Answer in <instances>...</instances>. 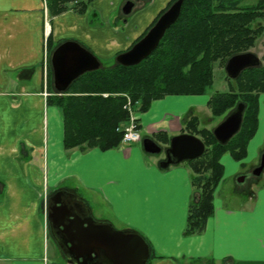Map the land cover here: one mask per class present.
Wrapping results in <instances>:
<instances>
[{
    "label": "crops",
    "instance_id": "0c3cea01",
    "mask_svg": "<svg viewBox=\"0 0 264 264\" xmlns=\"http://www.w3.org/2000/svg\"><path fill=\"white\" fill-rule=\"evenodd\" d=\"M106 1L105 8L93 2L84 14L68 11L52 17L47 33L49 19L42 0H0V264H62L47 253L41 211L54 187L80 196L92 215L95 208L102 210L100 199L110 217L93 216L139 232L161 256L150 264H208L205 259L215 264H264L262 176L250 188L242 184L247 196L232 207L218 199L217 186L214 211L203 232L183 236L192 191L185 162L161 168L164 154L146 153L141 142H121L106 150L64 149L61 111L46 102L50 93L44 39L49 33L52 41L66 37L98 57L111 58L130 46L162 5L137 11L142 14L137 21H127L124 14L113 21L109 7L115 3ZM122 23L126 29L120 31ZM127 29L129 33L122 34ZM189 96L166 95L138 113L142 137L165 146L168 143L155 135L166 132L170 138L182 133L187 111L199 124L200 115H211L207 97L194 102ZM257 118L246 156L234 160L228 152L221 155V181L250 172L258 162L264 145V92L259 94ZM194 259L199 261L191 263Z\"/></svg>",
    "mask_w": 264,
    "mask_h": 264
},
{
    "label": "trees",
    "instance_id": "16d2710c",
    "mask_svg": "<svg viewBox=\"0 0 264 264\" xmlns=\"http://www.w3.org/2000/svg\"><path fill=\"white\" fill-rule=\"evenodd\" d=\"M90 1L45 0L50 18L73 7L76 12L83 13ZM173 1L169 0L132 44L146 33ZM237 1L183 0L178 19L165 31L149 56L128 66L116 60L110 66L101 63L97 69L77 77L63 92L53 90L54 86L52 88L50 54L60 42L53 43L49 33L46 45L47 89L50 94L46 102L61 111L64 149L85 151L93 147L101 150L118 147L123 127L130 119L128 110L123 107L126 96L134 110L145 112L152 101L166 95L206 93L212 85L214 63L248 51L257 34L263 30L264 24L252 26V22L256 16H263L264 20V0H259L252 8H238ZM70 3L76 4L70 7ZM226 78L234 80L228 90L215 91L207 100L213 116L225 115L239 102L245 105L241 126L226 143L218 142L211 128H199L197 116L190 111L183 119L182 132L198 136L205 144L201 156L185 162L192 191L183 236L202 233L207 219L213 214L214 193L223 178L221 155L228 152L234 160H242L246 156L247 143L257 129L258 98L264 92V63L245 68L236 78ZM134 121L139 128L137 119ZM155 139L164 144L169 142L166 132H158ZM261 150L264 151V145ZM158 257L161 256L150 250L147 264ZM198 261L194 259L191 263ZM205 261L215 264L212 259Z\"/></svg>",
    "mask_w": 264,
    "mask_h": 264
},
{
    "label": "water",
    "instance_id": "95a60500",
    "mask_svg": "<svg viewBox=\"0 0 264 264\" xmlns=\"http://www.w3.org/2000/svg\"><path fill=\"white\" fill-rule=\"evenodd\" d=\"M183 0L173 1L146 33L129 48L119 52L115 60L122 65H134L151 54L165 31L178 19ZM133 1L122 5L124 15L131 12ZM97 56L76 40L58 43L50 54L52 83L58 92L65 91L81 74L100 66ZM260 64V58L251 51L233 54L224 69L230 78H236L247 67ZM245 105L239 102L212 128L214 138L226 143L240 128ZM142 148L149 154H164L161 168L179 164L201 156L204 142L196 135L182 132L170 136L167 145L158 144L150 137H142ZM264 168V151L259 174ZM243 178H239L241 181ZM46 219L49 233L70 264H147L150 247L137 231L116 228L110 221L96 219L86 202L77 194L58 189L46 200Z\"/></svg>",
    "mask_w": 264,
    "mask_h": 264
},
{
    "label": "rangeland",
    "instance_id": "374dc122",
    "mask_svg": "<svg viewBox=\"0 0 264 264\" xmlns=\"http://www.w3.org/2000/svg\"><path fill=\"white\" fill-rule=\"evenodd\" d=\"M42 1H43V4H44V7H45L46 6V2H45V0H42ZM104 1L107 2L106 0H92V1L88 2L86 10L83 13L76 12L74 7L71 8L70 10L68 9L67 11H64V12H68L69 11V12H73L75 14L81 15V14H84L85 12H87V9L89 8V6L93 2H96L95 5L96 6L98 5L99 8H105L107 5H106V3L104 4ZM108 1H110L109 3H112V2L115 3V6H110L109 7V9L112 8L111 11H110V12H112L111 13L112 20H113V17H115V16L117 18L118 17L117 15L123 16V13L121 11V6L124 4V2L126 0H108ZM133 1H135L136 3H135V6L132 8L131 12L129 14L123 16L124 18H126L127 21H129L130 19H134V20L137 21L139 16L142 15L140 13H137V11L146 10L148 7L151 9L152 6L155 7L159 2H162L161 7L159 8L158 12L155 15V17H156L157 14L169 2V0H133ZM258 1L259 0H238L237 1V7L238 8H248V7L252 8V7H256ZM74 4H76V3H70V7L72 5H74ZM46 9H47V7H46ZM257 11L259 12L260 9L258 8ZM64 12H62V13H64ZM47 14H48V10H47ZM57 15H59V14H57ZM154 18H153V20H154ZM48 19L49 20H48L47 27L50 28V26H52L53 23H52V19L50 18L49 15H48ZM152 21L150 22V24L152 23ZM138 23L139 22L134 23V24L137 25ZM97 24H100V22H98ZM256 24H264L263 16H256L255 17L254 21L252 22V26H255ZM148 26L147 27L145 26L146 28L141 32V34L148 28ZM44 29H45V27H44ZM117 29L120 30V31L121 30L123 31L124 29H126V24L125 23L119 24ZM262 29L263 30H261V32H259L257 34V36L255 37V40L253 41V44L248 48V51H251L254 54H256L260 58V63L263 64L264 63V60H263V56H264V26H263ZM48 31H46V32L48 33ZM127 33H129L128 29H127V31L125 30V32H122V34H127ZM67 37H69V36H67ZM138 37H136V38H138ZM65 38L66 37L61 38V39H59L57 41H53V43L61 42ZM112 40H114V39H112ZM132 42H131V44H132ZM112 44H115V43H112ZM108 46H109V44H108ZM110 46H111V44H110ZM44 47H45V49L47 48L46 39H44ZM114 58H115V54L111 58H107V57L105 58V57H102V56L98 57V59L100 60V62L102 63L103 66L112 65L114 63V60H115ZM226 60L225 61L217 60L214 63L213 71H212V73H213L212 85L208 88V90L204 94H198V95L189 96L188 98H191L190 99L191 101L193 100L194 102H196L197 100L199 101V100H201L204 97H207V99H208L210 94L215 92V91H227L228 90L229 84L230 83L232 84L234 82V80L226 78L227 74H226L225 69H224ZM52 88H53V85H52ZM53 90H54V88H53ZM123 107L128 110V112L130 114V119H131V116H136L138 113H142V112H138V111L133 109L132 102H131V100H130V98L128 96H126V104ZM188 112L189 111H187L186 114H184L185 117L187 116ZM225 115H223V116H213L212 114L209 115L206 112L205 115H203V114L200 115V124L198 126H199V128L205 127V128H211L212 129L217 123H219L223 119V117ZM184 116H183V119L185 118ZM135 119H137V118L135 117ZM138 143H140V142H138ZM235 179H237V176H233L232 178L228 177L225 181H221L218 184V188L219 189H218L217 197L226 206L232 207L233 205L238 203L239 198L241 196H243V198H246V196H247L246 192L242 190L243 188H241L242 185H240V184H242V182L239 184L238 182L235 181ZM260 183L264 184V173H262V179L260 180ZM55 189H58V187L57 188L54 187V189H49V190L47 189L48 191H50V192H48L49 193L48 195H51L53 193V190H55ZM46 200H47V197L45 196V198L43 200V203L41 204V211H43V214L45 215V218H44V232H45V234L47 236V240H46V243H45L46 244L47 253L49 255L53 254V256L59 262H61L62 264H69L66 261L63 253L61 252V250L57 246L55 240L52 238V236L49 233L48 222H47V219H46ZM97 202L100 204V207H102V210H98V209L96 210V208H95V211H93V215L96 218L97 217L100 218V217H103V216L110 217L109 210L104 205V203H102L100 199H98ZM113 223L116 226L119 225L118 223H115V222H113Z\"/></svg>",
    "mask_w": 264,
    "mask_h": 264
},
{
    "label": "built area",
    "instance_id": "2783aa9c",
    "mask_svg": "<svg viewBox=\"0 0 264 264\" xmlns=\"http://www.w3.org/2000/svg\"><path fill=\"white\" fill-rule=\"evenodd\" d=\"M45 31L47 30V26L45 27ZM135 116H131V119L128 123L123 127L121 142L123 143H138L141 142L142 135L136 127V123L134 121Z\"/></svg>",
    "mask_w": 264,
    "mask_h": 264
},
{
    "label": "flooded vegetation",
    "instance_id": "af4514ba",
    "mask_svg": "<svg viewBox=\"0 0 264 264\" xmlns=\"http://www.w3.org/2000/svg\"><path fill=\"white\" fill-rule=\"evenodd\" d=\"M127 1V0H126ZM131 1H133V0H131ZM133 6L135 5V1H133ZM133 6H132V8H133ZM121 8H122V6H121ZM263 152V151H262ZM262 154V153H261ZM261 154H260V157H259V159H258V162H257V164H256V166H254L251 170H250V172H248V173H244V174H240L238 177H237V181H238V183L240 184L241 182H242V184L243 185H245V188H247V187H251L259 178H260V176H262V173H264V168H263V170L259 173V174H256L255 173V169L260 165V162H261ZM163 159H164V157H163ZM239 178H243L241 181H239ZM242 184H240V185H242ZM58 246V245H57ZM60 249V248H59ZM62 252V251H61ZM64 255V254H63ZM65 257V256H64ZM66 259V258H65Z\"/></svg>",
    "mask_w": 264,
    "mask_h": 264
}]
</instances>
